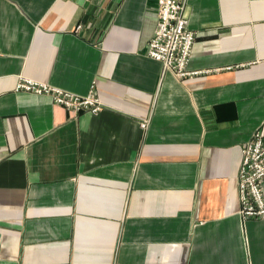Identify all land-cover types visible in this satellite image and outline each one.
Here are the masks:
<instances>
[{"label": "crops", "instance_id": "obj_1", "mask_svg": "<svg viewBox=\"0 0 264 264\" xmlns=\"http://www.w3.org/2000/svg\"><path fill=\"white\" fill-rule=\"evenodd\" d=\"M186 15L180 78L146 53L157 0H0V264H264V217L243 220L238 193L264 133V0ZM22 76L93 83L104 108L74 113Z\"/></svg>", "mask_w": 264, "mask_h": 264}, {"label": "built area", "instance_id": "obj_2", "mask_svg": "<svg viewBox=\"0 0 264 264\" xmlns=\"http://www.w3.org/2000/svg\"><path fill=\"white\" fill-rule=\"evenodd\" d=\"M158 22L147 44L149 57L162 63L164 72L182 78L193 74L187 70L196 32L188 27L186 7L188 0H157ZM16 90L49 96L55 104L74 113L96 114L103 110L95 85L85 95L51 86L28 77H20ZM149 119L140 122L147 128ZM264 133L258 129L244 143L238 172L239 213L243 220L264 217Z\"/></svg>", "mask_w": 264, "mask_h": 264}]
</instances>
